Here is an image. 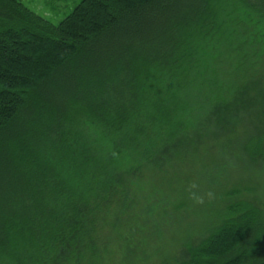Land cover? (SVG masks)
<instances>
[{
	"label": "trees",
	"instance_id": "obj_1",
	"mask_svg": "<svg viewBox=\"0 0 264 264\" xmlns=\"http://www.w3.org/2000/svg\"><path fill=\"white\" fill-rule=\"evenodd\" d=\"M0 264H264V0H0Z\"/></svg>",
	"mask_w": 264,
	"mask_h": 264
},
{
	"label": "rangeland",
	"instance_id": "obj_2",
	"mask_svg": "<svg viewBox=\"0 0 264 264\" xmlns=\"http://www.w3.org/2000/svg\"><path fill=\"white\" fill-rule=\"evenodd\" d=\"M19 1L27 8H29L31 11H33L35 14L46 19L47 21L51 22L54 25L60 24L82 2V0H19ZM233 165L234 166L232 167L234 168V171H231L229 173L227 172L225 176L228 179L227 181L228 188H230L235 183V180L237 178L242 177V172L240 170L239 163L234 162ZM144 186H145V190L143 193L145 194V196L153 192L152 191L153 187L151 182L149 181L146 182V185ZM216 190H212V191L203 190L201 191V197L207 198L206 197L207 195L208 198H211L213 196V192ZM165 194H167V192ZM211 203L212 202H209L210 205ZM206 208L207 205L202 203L200 204L199 202H197L195 204H191L189 208L184 209V211L181 210L177 213L174 212L175 213L174 217L169 219L167 230H163L161 239L158 240V243L160 245L162 244L161 247L162 255L166 250H173L175 248L176 244L178 243L177 240H179L180 239L179 237L182 234H184V231L186 230L188 231V229H194V227H196L198 222L201 224V219L205 220L206 216L204 215V209ZM170 221H172L171 225H170ZM199 226L196 227L195 230L191 232L193 234L198 233ZM176 236H178L179 239H176ZM161 240L163 243H161ZM159 244H155V245H159ZM160 254L161 252L159 251L158 255Z\"/></svg>",
	"mask_w": 264,
	"mask_h": 264
}]
</instances>
